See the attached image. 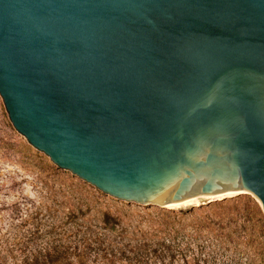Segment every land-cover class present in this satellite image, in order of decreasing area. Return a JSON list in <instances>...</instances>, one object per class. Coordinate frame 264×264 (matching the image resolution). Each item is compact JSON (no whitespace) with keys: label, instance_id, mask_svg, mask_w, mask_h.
I'll return each mask as SVG.
<instances>
[{"label":"water","instance_id":"water-1","mask_svg":"<svg viewBox=\"0 0 264 264\" xmlns=\"http://www.w3.org/2000/svg\"><path fill=\"white\" fill-rule=\"evenodd\" d=\"M0 95L104 193L264 213V0H0Z\"/></svg>","mask_w":264,"mask_h":264},{"label":"rangeland","instance_id":"rangeland-1","mask_svg":"<svg viewBox=\"0 0 264 264\" xmlns=\"http://www.w3.org/2000/svg\"><path fill=\"white\" fill-rule=\"evenodd\" d=\"M0 264H264V213L104 193L31 145L0 95Z\"/></svg>","mask_w":264,"mask_h":264},{"label":"bare ground","instance_id":"bare-ground-1","mask_svg":"<svg viewBox=\"0 0 264 264\" xmlns=\"http://www.w3.org/2000/svg\"><path fill=\"white\" fill-rule=\"evenodd\" d=\"M162 206L169 207V208L188 207V206H178V205H164V204H162ZM194 206H197V205H194Z\"/></svg>","mask_w":264,"mask_h":264}]
</instances>
